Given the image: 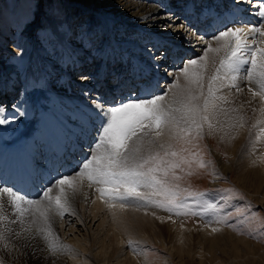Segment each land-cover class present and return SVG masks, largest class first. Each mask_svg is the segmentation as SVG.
Wrapping results in <instances>:
<instances>
[{
    "label": "bare ground",
    "instance_id": "6f19581e",
    "mask_svg": "<svg viewBox=\"0 0 264 264\" xmlns=\"http://www.w3.org/2000/svg\"><path fill=\"white\" fill-rule=\"evenodd\" d=\"M63 1L67 9L75 2ZM103 1L108 3L103 8L105 13L83 7L95 12L94 17L104 26L103 39L97 47L89 45L92 49L84 52L76 39H66L61 35L64 57H61L59 65H51L53 70L40 69V56L36 53L32 55L27 86L32 89L33 96L27 99H21V95L16 97L9 83L0 87V100H4L1 112L21 113L17 120L21 117L18 122L23 126L28 119L31 122L24 126L30 128L26 133H10L5 142L1 140L4 135L0 137V187L16 190L25 200L44 201L45 190L52 188L53 196L58 193L57 180L65 176L75 177V192L64 186L72 211L63 217L49 213L52 231L47 239L44 238L45 233L37 234L38 227L45 226L34 208L17 201L22 209H30L18 215L9 204L7 195L0 196V205L7 207V214L0 221L1 227L13 229L16 235L18 231H25L15 236V240L24 245V250L13 239L12 242L0 239V248L8 261H12L11 264H142L143 260L139 261L126 247L129 239H124L122 235L125 233L135 238L139 231H153L155 225L152 226L151 221H165V215L159 218L153 216L152 207L143 201H117L107 195L102 197L98 187L107 186L96 185L86 176L75 175L86 162L85 157L91 152L88 146L97 142L102 126L103 117L94 104H102L105 108L118 106L139 96L149 98L166 89L164 101L170 107L173 98L187 95L177 91L178 82L166 86V80L178 71L177 67L167 72L170 66L182 64L184 68L193 54L203 53L205 56L204 50L209 48L211 40L207 36L219 34L227 27L242 26L244 33L252 26L264 28V20L254 14L257 10L255 0H152L150 4L136 0ZM174 1L182 4H172ZM116 21L127 24L130 35L118 39L114 33ZM252 41V37H248L250 45L264 48V37L259 34H256L255 43ZM211 49L204 62L214 56L219 58H214L209 79L216 74L224 54V49L216 43ZM78 50H81V55ZM167 59L169 64H165ZM84 68H87V74L81 72ZM189 68V75L196 72L195 66L190 65ZM73 71H80L78 78H72ZM56 82L62 86L52 87L51 83ZM208 82H202V89H193L199 95L196 103L200 105L207 95ZM236 83L240 85V91L228 86V78L213 82L214 97L209 103V122L213 126L211 129L218 131L220 145L228 155V162L220 163V167L252 168L254 171L242 179V184L259 202L264 203V133L260 132L264 127V101L259 95L254 97L252 94L259 92L258 84L246 79H238ZM35 93L44 95L39 98ZM169 128L165 127L160 136L155 135L159 143L167 139L171 133ZM257 136L261 139L257 140ZM149 145L142 140L138 142L140 149ZM34 218L39 223H33ZM160 229L164 230L162 225ZM211 229L202 233L198 245L189 238L184 245V231H175L180 244L175 247L179 248V256L185 251L192 257H204L202 242L209 248L228 242L233 249L237 248V242H245L228 231H220L225 229L223 227ZM80 230L84 232L72 235V243L66 244L56 238L58 231L68 236ZM49 244L53 245L52 249ZM182 246L186 248L182 249Z\"/></svg>",
    "mask_w": 264,
    "mask_h": 264
},
{
    "label": "rangeland",
    "instance_id": "374dc122",
    "mask_svg": "<svg viewBox=\"0 0 264 264\" xmlns=\"http://www.w3.org/2000/svg\"><path fill=\"white\" fill-rule=\"evenodd\" d=\"M73 1L75 2L67 9L63 0H0V87L9 83L10 87L14 89L16 97L21 95V99L23 97L27 99L33 96L31 94L32 89L27 86L32 55L36 53L40 56L42 60L40 69L48 72L53 70L51 65H59L61 57H64L61 35H64L66 39H76L84 52L90 51V49L97 47L101 43L104 26L100 24L98 18L94 17L95 12H91L90 9L85 10V8L92 7L99 12H104L103 8L105 9L108 3L103 0H93V2L91 0ZM136 1H143L148 4L153 2L152 0ZM166 2H172V0H166ZM176 4L181 5L182 3L177 2ZM176 16L178 17V15ZM179 20L184 21L181 17H179ZM115 26L119 27L118 29L116 27V31H114L118 39H122L124 35H130V28L124 22L116 21ZM131 29L135 31V28ZM207 30H210V28H207ZM215 35L218 34L214 33L207 36V38L211 39V48L215 46V43L222 48L221 44L214 39ZM89 45H92V48ZM78 53L81 55V50H78ZM202 54L195 53L191 59H198L203 56ZM214 58L215 56L209 61H200L195 66L196 72L200 73L202 77V82L209 80L215 59L219 58V56ZM49 61L51 62L49 63ZM92 61L95 60L92 59ZM168 61L167 59L165 64H169ZM162 66L160 65V67ZM171 69L178 71L175 72L173 77L166 80V86L168 84L169 87L170 84L178 82L179 86L176 85L177 91H180V94L182 91L187 94L189 83L181 72V69H183L182 64L170 66L167 72H170ZM87 71V68H84V71L81 72L87 74ZM78 72L80 71H73L71 73V75L73 74L72 78H78V74H80ZM59 75L61 74L59 73ZM55 80H58V77H55ZM51 86L61 87L62 85L56 82L51 83ZM166 93V89H163L160 93L157 92L150 97L165 96ZM43 95L41 96L40 94L38 96L41 98ZM144 99L147 98L139 96L130 102H138ZM24 101L27 102L26 100ZM165 101H158V103H162L168 109L169 106ZM3 105L4 100L1 99L0 109L3 108ZM18 116H21V113L14 115L6 112L2 113L0 110V120L4 121L0 123V137L2 135L5 137L1 139L3 142L9 139L7 135L10 133L20 135L29 131L30 128L24 126L31 123L30 119L23 126V124L21 125L18 122L21 118L19 117L17 120ZM182 126L168 125L167 127H170L171 133L162 144L156 140L155 129H153L148 136L141 138L145 145L147 142L150 145L140 149V154L143 156L158 155L164 161L180 164V167H168L162 164L161 167L166 169L167 175L165 176L164 172H157L156 176L164 182V186L167 189L176 193L174 199L186 204L190 211H187V214H183L186 210L182 209L181 214L178 215L176 212L170 213L164 208L148 203L154 211L153 216L159 218L165 215L167 220L160 221L156 219L151 221L152 226L153 224L155 225L154 230L139 231L136 233L135 238H131L132 235L128 236L123 233V238L126 239L127 237L129 239L125 243L126 247L134 253L138 260H143L141 261L142 264H264V203L259 202L258 198L252 195L242 184V179L250 175L254 170L247 166L244 168L220 167V163L228 162V155L220 145L221 140L219 139L218 131L211 129L212 133L208 129L207 123L203 124L202 135L199 137L196 136L195 131L180 133L179 127ZM92 148L93 145L89 147V149ZM173 151L177 152L176 157L171 156ZM166 152L168 153L167 156H165ZM91 155H89L88 159ZM250 155L248 154L247 156ZM137 191L164 204H167L170 199L169 195L160 188L141 187ZM197 193H203L204 195H194ZM207 203L216 205L217 209H206L204 205ZM3 208H5L4 214H7V207ZM192 213L197 214L193 215ZM160 225L163 226L164 230L160 229ZM215 226L225 228L220 231H228L245 242H237V248H234L235 252L230 247L232 246L231 243L228 242L225 244L220 243L214 248H209L202 242L201 247L205 251L204 257H192L185 251H182L181 256H179L177 252L179 248L175 247L180 244L176 240L175 231H184V245H186L187 238L198 245L202 239V233L211 231V227ZM12 230L11 228L1 227L0 222V239L6 242H12V239L15 240V236L18 235L13 233ZM74 232L66 236L67 233L63 235L58 231L59 234L56 238H60L59 240L66 244L67 242L72 243V235H78V233L80 234L84 231ZM17 233L22 235L25 231H18ZM15 241L19 248L24 250L22 242ZM181 248L185 249L186 246ZM230 248L231 251L229 250ZM235 253L236 255H234ZM11 263L12 261H8L0 248V264Z\"/></svg>",
    "mask_w": 264,
    "mask_h": 264
},
{
    "label": "snow or ice",
    "instance_id": "6c2138e0",
    "mask_svg": "<svg viewBox=\"0 0 264 264\" xmlns=\"http://www.w3.org/2000/svg\"><path fill=\"white\" fill-rule=\"evenodd\" d=\"M255 2L257 3V10L254 14L264 20V0H255ZM256 34L264 37V28L252 26L248 28L247 33H244L242 26H233L227 27L226 30L214 36L218 42L223 41L221 47L224 49V55L220 58L216 74L209 79L207 95L204 97L202 105L196 103L199 100V95L193 92V89H202V77L200 73L195 71L189 75V66H196L200 61H204L207 52L213 50L211 46L204 50L205 56L185 63L181 72L188 80V93L185 97L173 98L168 109L162 103H158V101L164 100V96H154L138 102L124 103L108 108L102 104H94L103 117L102 126L97 136V142L93 145V155L87 159L81 170L75 175L86 176L90 182L96 185L107 186V188L98 187L102 197L107 195L117 201L132 199L143 201L155 204L170 213L176 212L178 215L181 214L182 209H185L183 214H187V211H190L188 206L180 200L174 199L176 193L167 189L164 182L156 176L157 172H164V175H167L166 169L161 167L162 164L168 167H180V164L164 161L158 155H141L138 142L143 136H148L153 129H155V135L160 136L163 129L168 125H183L179 127L180 133L195 131L197 137L202 135L204 123H208L209 129H211L213 126L209 123V103L214 97V81L228 78V86L240 91V85L236 81L246 79L259 85V92L252 94L254 97L259 95L260 100L264 101V48L255 47L254 44L250 45L247 42L248 37H252L255 43ZM201 39L203 38L201 37ZM214 51H219V49ZM258 54L259 59H257ZM221 99L223 98L221 97ZM3 122L0 120V123ZM260 132L264 133V127L260 129ZM259 139L261 136H257V140ZM97 150H101L99 154H97ZM167 155L166 152L165 156ZM171 156L176 157L177 152H171ZM74 179L75 177L65 176L57 180L58 193L53 196L51 195L52 188L45 190L43 193L44 201L25 200L23 196L18 195L9 187H0V196L7 195L9 204L18 215H22L30 209H22L17 201L34 208L45 226L44 228L38 227L37 234L45 233L44 238L47 239V235L51 234L52 231L49 213L54 212L63 217L65 213L72 211L64 186L75 192ZM141 187L160 188L169 195L170 199L167 204L155 201L137 191ZM225 191L230 192L231 190ZM194 195L203 196L204 194L197 193ZM42 205L43 207H41ZM204 207L211 210L217 209V206L211 203L205 204ZM192 214L196 215L197 213ZM3 220L4 208L0 205V221ZM32 222L39 223L35 218ZM129 243L131 244V242ZM49 248L52 249L53 245L49 244Z\"/></svg>",
    "mask_w": 264,
    "mask_h": 264
}]
</instances>
